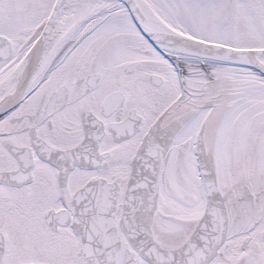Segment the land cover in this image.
Listing matches in <instances>:
<instances>
[{
	"label": "snow or ice",
	"instance_id": "snow-or-ice-1",
	"mask_svg": "<svg viewBox=\"0 0 264 264\" xmlns=\"http://www.w3.org/2000/svg\"><path fill=\"white\" fill-rule=\"evenodd\" d=\"M0 264H264V0H0Z\"/></svg>",
	"mask_w": 264,
	"mask_h": 264
}]
</instances>
